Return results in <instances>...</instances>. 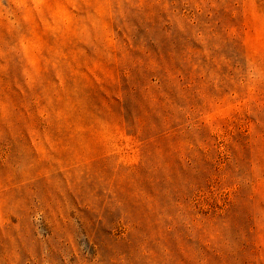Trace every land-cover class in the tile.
<instances>
[{"label":"rangeland","instance_id":"rangeland-1","mask_svg":"<svg viewBox=\"0 0 264 264\" xmlns=\"http://www.w3.org/2000/svg\"><path fill=\"white\" fill-rule=\"evenodd\" d=\"M0 264H264V0H0Z\"/></svg>","mask_w":264,"mask_h":264}]
</instances>
